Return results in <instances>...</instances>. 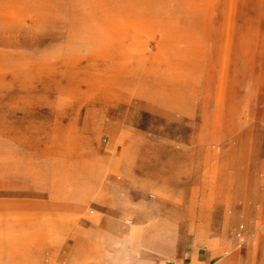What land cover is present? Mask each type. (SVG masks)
<instances>
[{"label": "rangeland", "instance_id": "rangeland-1", "mask_svg": "<svg viewBox=\"0 0 264 264\" xmlns=\"http://www.w3.org/2000/svg\"><path fill=\"white\" fill-rule=\"evenodd\" d=\"M153 222L139 256L234 264L264 228V0H0V264Z\"/></svg>", "mask_w": 264, "mask_h": 264}, {"label": "crops", "instance_id": "crops-1", "mask_svg": "<svg viewBox=\"0 0 264 264\" xmlns=\"http://www.w3.org/2000/svg\"><path fill=\"white\" fill-rule=\"evenodd\" d=\"M103 194L102 199H107L108 201H110L109 199L116 198L120 200L127 199V196H120V192L104 191ZM121 209L118 208L117 210L123 214L124 212ZM91 226V230L99 232L119 234L122 231L121 223L111 221ZM163 229L168 231L159 222H153L148 226L137 224L127 230L128 234L123 241L117 239L110 242L102 239H93L79 242V245L76 247L83 248V250L76 251V254H79L83 259V264H234L236 262L233 247L222 245L217 237L210 238L206 246L195 247L194 245L187 253L183 252L180 256H174L171 259L143 256L144 254L139 256L140 243L138 240L141 238V233L148 231L156 233ZM243 233L245 234L246 241L242 262L244 264H263L264 250L255 252L253 249H264V228L255 231V234H252L249 228H247ZM253 235L256 238H253ZM254 254L256 255L255 261H252Z\"/></svg>", "mask_w": 264, "mask_h": 264}]
</instances>
